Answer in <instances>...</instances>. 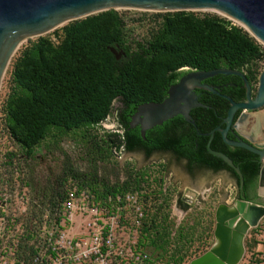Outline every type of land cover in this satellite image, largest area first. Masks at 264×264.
Segmentation results:
<instances>
[{
	"label": "rangeland",
	"instance_id": "obj_1",
	"mask_svg": "<svg viewBox=\"0 0 264 264\" xmlns=\"http://www.w3.org/2000/svg\"><path fill=\"white\" fill-rule=\"evenodd\" d=\"M107 11L111 17L105 16ZM207 16L219 18L226 26L240 28L258 45L256 76L250 85L253 96L257 75L264 67V45L230 18L211 10L110 8L66 21L23 40L9 58L0 78V181L20 180L29 196L54 194L68 179L76 180L80 185L87 184L94 194L103 189L136 195V204L143 214L136 238L147 256L144 264H187L207 250L213 243L216 205L219 202L230 204L236 198L233 177L213 175L205 181L189 183L177 176L157 155L140 159L126 157L119 142L121 130L112 112L117 96L109 97L105 111L97 119L82 121L71 128L44 126L41 137L30 144L28 152L11 137L7 116L9 96L13 91L18 92L12 77L14 66L20 69L22 60H26L35 67L37 48L47 55L63 49L67 27L72 21L95 17L96 45L103 47L114 60L128 58L122 49L125 47L129 54L142 55L137 61L148 63L156 55L155 49L149 46L155 42L165 23L179 25L186 20ZM107 40H115L116 44L107 45ZM64 62L54 60L53 65L57 67ZM84 64L76 61L74 66ZM242 68L245 69V65ZM178 69L195 70L188 65ZM23 95L28 96V93ZM257 119H264V104L250 112L245 122L238 125L239 131L245 135L253 133L252 137L259 140L264 136V121L257 128ZM190 190L196 194L189 195ZM256 191L253 202L264 205V195H257ZM259 191L261 193L260 188ZM243 246L238 264H264V215L247 230Z\"/></svg>",
	"mask_w": 264,
	"mask_h": 264
},
{
	"label": "water",
	"instance_id": "obj_2",
	"mask_svg": "<svg viewBox=\"0 0 264 264\" xmlns=\"http://www.w3.org/2000/svg\"><path fill=\"white\" fill-rule=\"evenodd\" d=\"M110 8L209 9L230 18L264 45V0H0V78L26 38ZM182 70L186 71L161 98L114 100L112 112L124 133L126 157L157 155L189 183L213 175L233 176L236 198L216 205L212 245L187 264H238L247 230L264 215V205L253 202L256 182V194L264 195L259 191L264 187V136L257 140L238 129L251 111L264 104V67L253 96L240 70ZM261 124L263 120L257 119V128Z\"/></svg>",
	"mask_w": 264,
	"mask_h": 264
},
{
	"label": "trees",
	"instance_id": "obj_3",
	"mask_svg": "<svg viewBox=\"0 0 264 264\" xmlns=\"http://www.w3.org/2000/svg\"><path fill=\"white\" fill-rule=\"evenodd\" d=\"M108 12L105 16L111 17ZM94 19L72 21L67 27L66 46L60 51L47 55L37 48L35 67L26 60H22L20 69L14 66L12 77L18 92L9 96L8 128L26 152L41 137L44 126L71 128L97 119L111 96L136 102L161 98L186 71L178 69L182 65L195 70H240L250 85L255 79L258 45L240 28L226 26L215 16L186 20L179 25L165 23L155 45L149 46L156 55L148 63L137 61L142 55L129 54L125 47L122 49L128 58L114 60L95 44ZM105 43L114 46L116 41ZM54 60L65 62L54 67ZM76 61L85 64L75 67ZM25 92L28 96L23 95ZM236 116L237 113L233 120ZM117 123L124 151V133Z\"/></svg>",
	"mask_w": 264,
	"mask_h": 264
},
{
	"label": "built area",
	"instance_id": "obj_4",
	"mask_svg": "<svg viewBox=\"0 0 264 264\" xmlns=\"http://www.w3.org/2000/svg\"><path fill=\"white\" fill-rule=\"evenodd\" d=\"M0 264H144L137 197L68 179L49 196L0 181Z\"/></svg>",
	"mask_w": 264,
	"mask_h": 264
},
{
	"label": "bare ground",
	"instance_id": "obj_5",
	"mask_svg": "<svg viewBox=\"0 0 264 264\" xmlns=\"http://www.w3.org/2000/svg\"><path fill=\"white\" fill-rule=\"evenodd\" d=\"M203 10H209V9H203ZM211 11H212V10H211ZM263 121H264V119H263ZM262 188L264 189V187H262ZM262 188H261V191H262L263 194H264V190H262ZM188 194L191 195V196H194V195L196 194V192L190 190V192H189Z\"/></svg>",
	"mask_w": 264,
	"mask_h": 264
},
{
	"label": "flooded vegetation",
	"instance_id": "obj_6",
	"mask_svg": "<svg viewBox=\"0 0 264 264\" xmlns=\"http://www.w3.org/2000/svg\"><path fill=\"white\" fill-rule=\"evenodd\" d=\"M233 122H234V120H233ZM250 135L252 136L253 135V133H250ZM241 139H243L242 137H241ZM149 157V156H148ZM257 180H258V175H257ZM256 188H257V182H256ZM256 191V190H255Z\"/></svg>",
	"mask_w": 264,
	"mask_h": 264
}]
</instances>
